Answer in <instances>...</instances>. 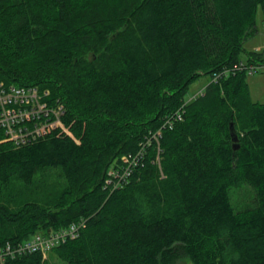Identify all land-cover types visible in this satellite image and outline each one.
<instances>
[{"label": "trees", "instance_id": "1", "mask_svg": "<svg viewBox=\"0 0 264 264\" xmlns=\"http://www.w3.org/2000/svg\"><path fill=\"white\" fill-rule=\"evenodd\" d=\"M258 12L264 22V0H0V80L48 91L75 138L0 142V246L83 220L51 249L66 264H264V104L233 73L264 64L244 47ZM224 70L162 133L159 165L151 146L125 186L105 188L193 82ZM244 185L254 200L236 210Z\"/></svg>", "mask_w": 264, "mask_h": 264}, {"label": "built area", "instance_id": "2", "mask_svg": "<svg viewBox=\"0 0 264 264\" xmlns=\"http://www.w3.org/2000/svg\"><path fill=\"white\" fill-rule=\"evenodd\" d=\"M255 66L258 65H247L240 62L233 68V73L245 72L250 75L254 69L256 70ZM228 74V70H224L221 75L213 74L210 77V83H216L221 76H228ZM204 91L205 88L199 90L194 96L186 97L180 108L181 111H177L173 116L165 119L157 131L150 132L148 137L140 143V148L136 154L122 156L120 161L108 170L105 188L112 191L125 186L151 146H154L157 155L155 162L159 165V140L162 133L167 129H172L175 123L181 121L184 107L202 97ZM48 94V91H41L37 87L6 85L0 80V142H7L18 148L56 130L58 133L75 140L72 133L61 121L64 114L63 106L57 102L56 104L50 102ZM160 175L163 177L161 170ZM84 223L83 220L71 223L67 228L50 235L36 233L18 244L6 242L0 246V264L32 253H40L44 259L43 256L46 252L67 240L76 238Z\"/></svg>", "mask_w": 264, "mask_h": 264}, {"label": "rangeland", "instance_id": "3", "mask_svg": "<svg viewBox=\"0 0 264 264\" xmlns=\"http://www.w3.org/2000/svg\"><path fill=\"white\" fill-rule=\"evenodd\" d=\"M257 32L256 34L249 38L244 47L247 51H256L262 53L264 56V22L261 21L260 12L257 14ZM255 64V63H251ZM256 65V64H255ZM255 66L256 70L247 75V84L250 92V97L254 102H258L264 104V64H257ZM211 76H202L195 82H193L190 87L188 94L194 96L199 90L205 88L204 94L206 92L207 87L212 84L210 83ZM203 94V95H204ZM200 98V97H199ZM198 99V98H197ZM196 99V100H197ZM47 177V178H46ZM40 178L46 179L47 183L54 184L59 181L56 173H47L46 175L40 176ZM232 205L236 210H240L244 207H248L253 203L254 193L253 190L244 185L237 189L231 191L230 194ZM44 259L47 264H66L60 261L52 251H48L44 254ZM177 264H189L187 261L183 260L178 262Z\"/></svg>", "mask_w": 264, "mask_h": 264}, {"label": "water", "instance_id": "4", "mask_svg": "<svg viewBox=\"0 0 264 264\" xmlns=\"http://www.w3.org/2000/svg\"><path fill=\"white\" fill-rule=\"evenodd\" d=\"M229 133H230V136H231V139H232V148L233 150H237L239 147L237 145V135L234 131V126L232 123L229 124Z\"/></svg>", "mask_w": 264, "mask_h": 264}, {"label": "bare ground", "instance_id": "5", "mask_svg": "<svg viewBox=\"0 0 264 264\" xmlns=\"http://www.w3.org/2000/svg\"><path fill=\"white\" fill-rule=\"evenodd\" d=\"M12 244V243H11Z\"/></svg>", "mask_w": 264, "mask_h": 264}]
</instances>
